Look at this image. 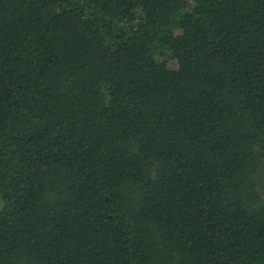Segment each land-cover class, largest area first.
I'll list each match as a JSON object with an SVG mask.
<instances>
[{
	"label": "trees",
	"instance_id": "trees-1",
	"mask_svg": "<svg viewBox=\"0 0 264 264\" xmlns=\"http://www.w3.org/2000/svg\"><path fill=\"white\" fill-rule=\"evenodd\" d=\"M0 196V264H264V0H0Z\"/></svg>",
	"mask_w": 264,
	"mask_h": 264
},
{
	"label": "rangeland",
	"instance_id": "rangeland-1",
	"mask_svg": "<svg viewBox=\"0 0 264 264\" xmlns=\"http://www.w3.org/2000/svg\"><path fill=\"white\" fill-rule=\"evenodd\" d=\"M169 63H170V65L173 64L172 61H169ZM2 207H3V200H2V198L0 196V210H1Z\"/></svg>",
	"mask_w": 264,
	"mask_h": 264
}]
</instances>
